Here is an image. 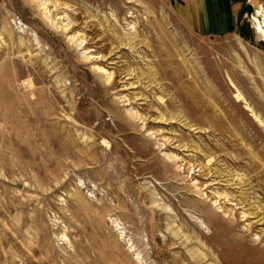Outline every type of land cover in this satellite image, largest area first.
Wrapping results in <instances>:
<instances>
[{
	"label": "rangeland",
	"instance_id": "obj_1",
	"mask_svg": "<svg viewBox=\"0 0 264 264\" xmlns=\"http://www.w3.org/2000/svg\"><path fill=\"white\" fill-rule=\"evenodd\" d=\"M47 1L0 0V264H264L257 6Z\"/></svg>",
	"mask_w": 264,
	"mask_h": 264
},
{
	"label": "crops",
	"instance_id": "obj_2",
	"mask_svg": "<svg viewBox=\"0 0 264 264\" xmlns=\"http://www.w3.org/2000/svg\"><path fill=\"white\" fill-rule=\"evenodd\" d=\"M250 3H252L253 8L258 5H262L261 8H264V0H250V2L247 0H179L176 11L185 25L198 35H208L219 39L227 38V40L229 37L238 39V29L251 8ZM251 28L255 32L256 41L263 43L260 45V50L254 53L252 58H262L263 61L264 40L256 37L258 32H256L254 25ZM260 71L262 75L260 81L264 83V67L260 68ZM243 98L245 102V97L243 96ZM252 106L254 104L249 105L250 109L253 108ZM257 114L262 115L260 111L255 112V115Z\"/></svg>",
	"mask_w": 264,
	"mask_h": 264
},
{
	"label": "bare ground",
	"instance_id": "obj_3",
	"mask_svg": "<svg viewBox=\"0 0 264 264\" xmlns=\"http://www.w3.org/2000/svg\"><path fill=\"white\" fill-rule=\"evenodd\" d=\"M38 1L40 2L39 5H41L42 12L49 19V21L51 22V24L55 25L56 28H59V26L57 25V22L54 21V20L52 21L50 19V14H51L50 11L51 10L48 7V1L47 0H38ZM261 7H262V5H258L256 7V11L252 15V20H253V25H254V27L256 29V32H258V35L262 39H264V8H261ZM65 29L67 30V28H65ZM256 117L262 123V121L258 118L257 115H256Z\"/></svg>",
	"mask_w": 264,
	"mask_h": 264
},
{
	"label": "built area",
	"instance_id": "obj_4",
	"mask_svg": "<svg viewBox=\"0 0 264 264\" xmlns=\"http://www.w3.org/2000/svg\"><path fill=\"white\" fill-rule=\"evenodd\" d=\"M247 2H250V0H247ZM250 6L252 7V3H250ZM253 8V7H252ZM256 11V10H255ZM251 18H252V15H251ZM253 25V22L251 23V26ZM264 40V39H263Z\"/></svg>",
	"mask_w": 264,
	"mask_h": 264
}]
</instances>
